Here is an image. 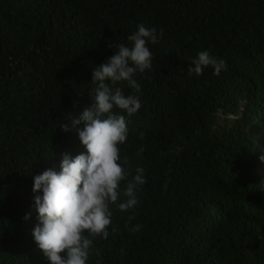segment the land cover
Masks as SVG:
<instances>
[{"label": "trees", "instance_id": "obj_1", "mask_svg": "<svg viewBox=\"0 0 264 264\" xmlns=\"http://www.w3.org/2000/svg\"><path fill=\"white\" fill-rule=\"evenodd\" d=\"M138 24L163 36L135 76L121 190L137 167L147 182L135 209L110 206L88 264H264V0H0V264H48L33 176L85 151L69 117L91 107L92 68ZM205 50L226 70L189 76Z\"/></svg>", "mask_w": 264, "mask_h": 264}, {"label": "clouds", "instance_id": "obj_2", "mask_svg": "<svg viewBox=\"0 0 264 264\" xmlns=\"http://www.w3.org/2000/svg\"><path fill=\"white\" fill-rule=\"evenodd\" d=\"M162 36L163 32H158L156 27L138 24L137 30L126 37L127 43L112 46L117 50L107 62L92 68L91 107H85L75 118L69 117L85 151L76 156L64 153L59 171L48 169L33 176L38 222L32 236L48 264H88L93 248L89 236H101L105 240L109 237L113 218L110 206L117 205L121 212H127L138 205V187L147 182L145 170L137 167L122 191L121 183L127 181L129 173L120 145L128 137L127 117L136 114L142 106L141 85L135 76L152 70L149 46L159 44ZM208 68L219 76L226 70V61L207 50L201 51L191 61L188 75H202ZM120 82H126L133 93L126 95L117 86ZM61 127L65 132L70 130L67 125ZM260 159L264 162V156ZM122 195L126 199L117 204ZM30 218L31 214L25 216L26 221ZM141 227L137 224L129 231L138 232Z\"/></svg>", "mask_w": 264, "mask_h": 264}]
</instances>
